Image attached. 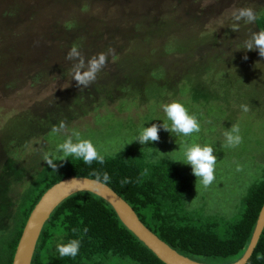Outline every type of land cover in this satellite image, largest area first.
<instances>
[{"label": "rangeland", "instance_id": "1", "mask_svg": "<svg viewBox=\"0 0 264 264\" xmlns=\"http://www.w3.org/2000/svg\"><path fill=\"white\" fill-rule=\"evenodd\" d=\"M242 8L264 16V0H0V233L39 166L63 159L57 146L75 142L74 131L104 155L179 158L180 145L192 141L166 130L149 146L127 145L144 124L163 123V105L172 102L198 119L195 142L217 156L207 188L176 162L191 178L189 207L239 218L264 176V57L245 49L260 29L235 20ZM73 46L86 62L114 50L87 87L72 79ZM233 125L242 142L222 147Z\"/></svg>", "mask_w": 264, "mask_h": 264}, {"label": "trees", "instance_id": "2", "mask_svg": "<svg viewBox=\"0 0 264 264\" xmlns=\"http://www.w3.org/2000/svg\"><path fill=\"white\" fill-rule=\"evenodd\" d=\"M264 30V16L256 19ZM91 165L68 158L56 170L39 166L21 194L10 227L0 233V264H13L17 246L34 207L56 183L71 177L96 179L107 174L108 186L125 199L141 221L180 254L196 261L218 259L217 264L239 260L252 239L264 205V176L243 199L237 219L226 220L192 210L186 201L191 178L175 161L154 162L144 155L122 150L104 155ZM80 241L75 258L60 257L56 245ZM32 264H166L122 222L102 197L82 191L67 197L51 213L40 234ZM211 264V263H210ZM246 264H264V230Z\"/></svg>", "mask_w": 264, "mask_h": 264}, {"label": "clouds", "instance_id": "3", "mask_svg": "<svg viewBox=\"0 0 264 264\" xmlns=\"http://www.w3.org/2000/svg\"><path fill=\"white\" fill-rule=\"evenodd\" d=\"M257 19V13L252 8H242L235 16V20H243L246 23H254ZM246 50H258L259 55L264 57V30L252 34L251 39L246 42ZM114 50L109 49L108 53H101L98 56H93L85 61L81 52L76 46H73L67 54V59L73 61L72 79L77 82L78 87H87L95 81L97 74L102 70L107 61V56L113 54ZM242 111L249 110L247 105L240 106ZM163 112L166 119H157L163 121L161 124H151L145 127V124L139 129L134 138L127 144L138 142L146 147L160 139L159 133L161 130H166L176 137H184L190 139L191 143L180 145V157L175 162L184 165H190L192 172L197 177V184L207 188L216 179L215 171L217 164V156L214 154V148L211 145H201L196 141L195 134L201 131L198 119L189 113L188 109L181 102H172L163 105ZM153 121V120H152ZM63 127V125H61ZM73 138L69 137L63 143L57 146V152L63 159H57L55 155L51 158L46 157L47 165L56 170L57 161H64L68 158L82 160L85 164L91 165L93 161L103 163L105 156L102 154L96 145L88 139H82L79 132H73ZM242 142L240 129L233 125L230 130L224 133V142L222 147L235 148ZM143 147V148H144ZM162 153V152H160ZM172 153V152H171ZM101 181L100 177H97ZM110 177L105 174L102 177L103 183H108ZM80 250V241L71 239L67 243H59L56 245V251L60 257L75 258Z\"/></svg>", "mask_w": 264, "mask_h": 264}, {"label": "water", "instance_id": "4", "mask_svg": "<svg viewBox=\"0 0 264 264\" xmlns=\"http://www.w3.org/2000/svg\"><path fill=\"white\" fill-rule=\"evenodd\" d=\"M82 191L92 192L107 200L115 209L122 222L147 247L166 264H210L196 261L173 249L167 242L152 232L139 218L133 207L107 184L88 177H71L49 188L31 212L19 244L13 264H32L35 249L42 229L54 209L67 197ZM264 230V205L261 209L252 239L244 255L230 264H246Z\"/></svg>", "mask_w": 264, "mask_h": 264}]
</instances>
